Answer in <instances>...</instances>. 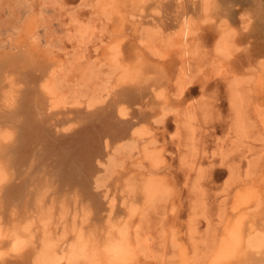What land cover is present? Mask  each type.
Segmentation results:
<instances>
[{
    "label": "rangeland",
    "instance_id": "rangeland-1",
    "mask_svg": "<svg viewBox=\"0 0 264 264\" xmlns=\"http://www.w3.org/2000/svg\"><path fill=\"white\" fill-rule=\"evenodd\" d=\"M180 2H188L195 19L188 42L182 41L175 17L169 15L170 0H0L1 58L33 55L53 63V81L61 91L57 89L54 100L61 99L68 111L51 124L70 120V125L58 127L59 133H67L69 126L68 133L83 127L85 121L76 109L104 115L109 101L127 108L129 118H141L149 133L125 147L108 138L110 159L95 162L104 163L98 175L100 187L94 190L102 198L96 204L78 181L81 177L74 180L76 184L63 176L64 159L56 155L48 162L40 159V145L22 169V177L7 165L10 183L21 184L29 177L37 181L27 187L25 200L15 201L9 210L3 207L0 193L4 216L22 220L44 208L53 214L59 236L65 232L72 236L74 229L83 227L100 243L115 235L112 225L127 226L136 251L134 264H208L226 235L227 223L240 216L237 198L254 187L260 196L242 213L246 218L258 217V225L264 222V116H258L264 112V10L256 14L255 0H212V11L206 14L205 0L176 1ZM228 33L232 48L227 55L218 53L216 47ZM185 50L190 53L184 54ZM14 76L15 90L21 95L28 86L20 74ZM11 89L8 86L6 93ZM110 91L105 102L99 101ZM48 99L49 112L61 109H52V98ZM4 100L3 93L0 111L11 108ZM74 107L78 108L73 111ZM8 129L19 139V128ZM113 159L119 165H110ZM153 179L163 187L149 205L143 187ZM133 206L138 210L131 216ZM32 251L31 247L10 264H34Z\"/></svg>",
    "mask_w": 264,
    "mask_h": 264
},
{
    "label": "bare ground",
    "instance_id": "bare-ground-1",
    "mask_svg": "<svg viewBox=\"0 0 264 264\" xmlns=\"http://www.w3.org/2000/svg\"><path fill=\"white\" fill-rule=\"evenodd\" d=\"M112 1H114V0H112ZM176 1L177 0H170V3L167 4V10L169 11V15H172L173 18L175 17V23L177 22L176 25H177L178 29L180 30V36L182 38V41L188 42L190 40V36L192 34V31H193L192 27L195 25V19L190 14L189 8L187 7L188 4H186V3H188V2H186L184 4L183 2L176 3ZM139 3H138V5H139ZM255 3H256V9H257L255 12H256V14H259L260 9L264 10V5H263L264 3H262L260 0H255ZM136 4H137V2H136ZM124 5L126 6V4H124ZM127 5H128V3H127ZM143 8H142V10H143ZM132 9H134V8H132ZM158 11L160 13V10H158ZM211 11H212V0H205L204 12L206 14H210ZM42 13H43V11H42ZM113 15H112V17H113ZM161 15H162V12H161ZM133 16L134 15H132V18H133ZM263 17H264V13H263ZM243 18H245V17H243ZM206 20L207 19H205V21ZM148 21H149V19H148ZM153 22H154V20H153ZM146 29H147V27H146ZM160 30H162V28ZM142 31H143V29H142ZM155 31L156 30L154 29L153 32H155ZM144 33L147 34L146 32H144ZM157 33H158V31H157ZM175 34H176V36H178V34L176 32H175ZM147 35H145V36L147 37ZM172 35L175 36L174 34H172ZM37 38H35V39H37ZM230 39H231V37H230L229 33L222 36L221 40L219 41V43L216 47V50L218 53L226 54V55L228 54V52L232 48V44H231ZM40 43H42V42H40ZM141 45H144V44L141 43ZM43 46H45V45H43ZM49 48H50V46H49ZM185 48H188V45ZM117 49H119V48H117ZM118 51H120V50H118ZM189 53H190L189 50L184 51V54H189ZM115 58H117V57H115ZM262 64L264 66V61L262 62ZM52 67H53V63H51V62L47 63V62L41 61L40 59H37L33 55L30 57H27V58L24 56L1 58V56H0V98H1V95L4 93L6 102L8 103V105L11 106L10 110H8V111H2V110L0 111V193H1V195L3 194V197H4V204H3L4 206L3 207L5 208V210H9V208L12 206V204L15 201H20V200L24 201L25 196H26L25 193H26V190L28 189L27 187H29V188L33 187L32 185L35 184L37 181V180H35V178L29 177L30 179L27 180L28 182L26 181V182H23L21 184H18L16 182L10 183L9 180L11 179V176L9 175L10 173H8V171H7V165L10 164L9 167H12V166L15 167L17 170L18 176L20 177L22 169L25 167L26 164H29L32 161L31 159L34 156V152L37 150V148L40 145L43 147L41 154L39 153L41 155L40 159L43 160L44 162H48V160L52 159L55 155L60 156L62 158V160L64 159L65 165L63 164L64 165V172H63L64 175L63 176L66 177L67 179H69L70 182H71V179L74 181L77 178L81 177V179L78 181H80L81 185L83 186V188L87 192L88 196L91 197L93 199L94 203L96 204L99 202V199L102 198V197H100L99 193L98 192L95 193L94 190L96 188L100 187V183L98 181V175H99V172L101 170L100 167L102 165H104V163H103V161L99 160L98 161L99 165L97 166L95 162L99 158H104V157H105V159H106V157L109 158L110 151H111L112 147H111V144H110V141L108 138H112L113 141L115 140L117 142H120L119 145H122L123 147H125V145L127 146L128 143H132L134 145L139 143L140 141L144 140L145 137L149 134L147 132L146 126H144V124L142 125L143 121L140 120L141 118L140 119L137 117L129 118V113H128L127 108L118 107L117 102L113 103V101H109L108 104L106 102V104H107L106 105V113L104 115H102V113L101 114L98 113L99 111L87 114V113H85L84 110L76 109L77 115H79L85 121V122L83 121L84 122L83 127H81V129H79L77 131H74L73 133H68L71 130V126H69L66 128L67 133H59L57 131L58 127L62 124H65V123L70 125L69 124L70 120L62 121V124H61V122L56 123V124H51V121L53 120V118H55L59 114H61V115L66 114V112L68 111V110L66 111V108H67L66 106L63 107V105H65V104L60 103L61 99L59 101L54 100V98L57 96V91L59 89L57 88L58 84H56L55 81H53V77H55L56 75H55V73H53ZM59 69H61V68H59ZM99 70H100V68H99ZM18 74H20L22 76L21 78L24 80V82L28 86L27 91H24L21 95L20 94L18 95V92L15 90L16 83L13 80V77H15L14 75H18ZM162 75H163V73H162ZM50 77H52V80L50 79ZM94 79H99V78H94ZM18 80H20V79H18ZM253 80L257 82L258 78L253 79ZM6 81H10L9 84H7L8 82H6ZM120 81H121V79H120ZM62 82H60V83H62ZM110 83L111 82H109V84ZM105 85L107 86L108 84L105 83ZM8 86L11 87L12 89L6 93L5 89ZM60 86H62V84ZM38 87L41 90H43L44 93L41 90H39ZM107 88H109V87H107ZM115 89H117V88H115ZM121 93H123V92H121ZM133 94H135V93H133ZM155 94H157V93H155ZM110 95H111V91L105 92L104 94H102L99 101L101 100V102L102 101L105 102L109 98ZM48 96H50L52 98L50 100V101H52L51 102V107H53L52 109H55L57 107L58 108L61 107V109L59 111L49 112L48 105H49V99L50 98L48 99ZM128 96H131V95H128ZM64 98H65V96H64ZM79 98H81V96ZM143 98H145V97H143ZM122 102H124V101H122ZM122 102H120V103H122ZM96 103H97V101L91 103L89 106L92 108L93 106L96 105ZM78 104H82V103H78ZM121 105H123V104H121ZM75 108H78V107H74L73 111ZM140 109H141V107H140ZM135 114H137V113H135ZM164 115H162V117ZM258 116H260V118H262L264 116V112L259 111ZM164 118H166V115L164 116ZM62 120H63V118H62ZM155 120H157V119H155ZM155 120H153V122ZM158 122H156V123H158ZM262 122L264 125L263 119H262ZM67 124H65V125H67ZM156 125H158V124H156ZM9 126H13V128L17 127L20 129L19 139L15 136V133L12 130L8 129ZM73 126H76V124ZM59 130H60V128H59ZM7 142H10V143L7 144ZM132 149H131V151H132ZM136 150L138 151V149H136ZM121 151H122V149H121ZM119 152H120V150H119ZM149 152H151V151H149ZM127 154H130V153H127ZM110 161H111V163H109V164L113 165V166L117 163L116 159H115L116 162H114V159L110 160ZM117 164L119 165V163H117ZM118 165L116 167H119ZM155 165L159 166V161L156 160ZM104 167H103V169H104ZM136 167H138V165ZM145 168H146V166H145ZM105 170H107V168H105ZM110 170H111V168H110ZM115 170H116V168H115ZM123 170H124V168H123ZM143 171H144V169H143ZM104 172H108V171H104ZM110 172H112V171H110ZM101 174H103V173H101ZM149 175H150V173H149ZM198 176H200V175H198ZM13 177H16V176H13ZM60 178H63V177H60ZM102 178H104V175ZM135 179H136V177H135ZM50 180H51V178H50ZM101 180L103 181V179H101ZM129 180H131V178H129ZM124 181H125V179H124ZM136 181H138V180H136ZM7 182L10 184H8L6 186L5 184ZM54 182H55V180H54ZM134 183H136V182L134 181ZM28 184H29V186H28ZM141 185L142 184H140V186ZM161 185H162V183L160 184V183H158V181H154V179L149 180L148 182L145 183V185L143 187V192H144L145 200L147 201V203L149 205H152L156 201L157 197L160 195V193H161L160 187H163ZM132 186H134V184ZM55 187H57V186H55ZM137 187H138V185H137ZM47 189H49V187ZM54 191H56V189H54ZM32 194H33V192H32ZM70 196H74V195L70 194ZM259 196L260 195H259L258 190L255 189V187H254L253 189L246 192L244 195H241L237 198V203H238L237 211L239 212L240 216L236 219V221H234V222L229 221L227 223L226 235H225L223 241L217 247L215 254L210 258L208 264H264V222L261 225H258L257 224L258 222L256 221V220H258V217L252 216V218H246L248 215L246 213H242L245 210H250L249 208H250V205L252 204V202L254 201V198L257 199V197H259ZM45 197H44V199H45ZM57 197H58V195H57ZM108 198H109V196H108ZM135 198H137V197H135ZM142 198H144V197H142ZM60 200H62V199H60ZM0 201H2L1 198H0ZM79 201H82V200H79ZM139 201H140V199H139ZM44 202H45V200H44ZM21 203H22V201H21ZM24 204H26V203H24ZM64 204H66V203H64ZM32 205H33V203H32ZM125 205H127V204H125ZM132 205H133V203H132ZM86 207L87 206H85V208ZM255 208H258V207H255ZM41 209L42 210L38 213V215H30L28 217V218H34L37 221L35 241H34V244L32 245V249H33L32 253H35V259L33 260L34 264H51V261L53 258H58L59 264H64V263H66V264H80V263L109 264V257H107L103 251L104 244L107 241V239L104 238V240H106V241L103 243H100L94 238V236L87 234L83 227H80L79 229L78 228L74 229L73 230L74 233L72 236H68L69 235L68 232L67 233L65 232L59 236L56 229H54V227H53L54 226L53 214L50 212H45L46 210H44V208H41ZM252 209H254V208H252ZM137 210H138L137 206L130 207L129 211L131 213V216H134V214L136 213ZM69 211H71V209ZM64 212H65V210H64ZM78 212L80 213L79 210H78ZM92 213H94V212H92ZM88 215L90 216L89 213H88ZM64 216L66 217L65 214H64ZM0 217H3V219L6 222L12 221L9 217L4 216L2 212H0ZM90 218H91V216H90ZM121 219H122V217H121ZM81 220L83 221L84 219H81ZM89 220H91V219H89ZM77 221H78V219H77ZM70 222L72 224V221H70ZM87 223H89V222H87ZM67 224H69V223H67ZM82 224H84V223L82 222ZM72 227H73V225H72ZM125 227H126L127 245H128L129 250H130V253H129V255L125 261V264H134L135 255H136L135 246L132 243V239L130 236L131 232H129V229L127 226H125ZM65 230H66V228H65ZM107 231H108V229H107ZM81 234H83V236H84L83 250L81 252H78L76 255H73V251H72L73 244L76 241L77 237L80 236ZM102 238H103V236H102ZM102 238H101V240H102ZM25 253H28V252L26 251L22 255H20L18 257H13L12 259L22 257L25 255ZM11 260L8 261V264L11 263Z\"/></svg>",
    "mask_w": 264,
    "mask_h": 264
},
{
    "label": "clouds",
    "instance_id": "clouds-1",
    "mask_svg": "<svg viewBox=\"0 0 264 264\" xmlns=\"http://www.w3.org/2000/svg\"><path fill=\"white\" fill-rule=\"evenodd\" d=\"M37 221L34 218L22 220L13 219L6 222L0 217V264H8L13 257H18L28 251L35 241ZM110 235L104 244L103 251L109 257V264H125L130 253L127 245L126 227L112 225ZM84 236L81 234L73 244V255L83 250ZM51 264H59L58 258H53Z\"/></svg>",
    "mask_w": 264,
    "mask_h": 264
}]
</instances>
